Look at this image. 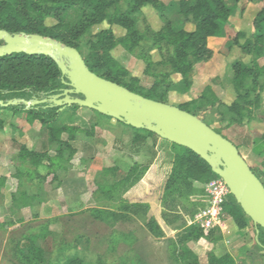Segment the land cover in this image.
I'll list each match as a JSON object with an SVG mask.
<instances>
[{"label":"rangeland","instance_id":"374dc122","mask_svg":"<svg viewBox=\"0 0 264 264\" xmlns=\"http://www.w3.org/2000/svg\"><path fill=\"white\" fill-rule=\"evenodd\" d=\"M115 1L104 0L106 12L124 14L129 26L128 30L111 26L114 47L110 57L125 71L123 80L134 78L145 90L156 80L165 82L157 90L165 91V104L169 106L179 108L194 102L191 110L196 117L230 141L264 184V78L258 72L264 66V55L255 58L252 53L241 51L246 41H253L252 20L262 4L224 0L232 8V15L221 35L208 41L211 59L193 65L190 86L180 93L174 84L181 76L173 73L168 64L172 46L149 34L162 30V16L151 7L130 13L133 1ZM157 1L166 7L164 18L176 23L181 20L177 15L178 0ZM40 23L44 29L73 40L83 57L97 34L108 27L106 23H92L76 37L75 31L83 28L80 5L67 7L59 16L43 17ZM184 28L191 30L192 26L185 24ZM234 38L238 45L233 44ZM236 62L249 66L254 74L244 83V90L249 92L246 103L237 99L239 92H234L232 85L231 65ZM167 82L173 87H167ZM0 119L6 124L0 135V178L7 179L0 186V264H27L25 257L31 246L41 250L44 264H67L71 260L76 264H183L174 251L179 250L185 232L197 227L196 216L210 207V195L205 188L210 180L187 186L176 176L166 184L172 168L167 154L177 151L169 143L159 142L153 148L148 139L140 152L134 154L129 142L126 146L121 143L129 138L130 129L79 106L59 109L54 123L55 127L76 124L82 127L69 141L70 150L50 142L38 123L30 130L24 123V114L0 110ZM62 138L66 140L67 135ZM21 148L49 156H55L61 149L65 166L55 178L50 175L41 184L37 180L28 181L16 172ZM134 164L148 170L140 171L139 179L113 187L116 179ZM58 187L60 190L51 195L52 205L43 206L50 189ZM22 192L36 197L21 199ZM24 203L29 205L23 206ZM223 220L231 222L225 213ZM254 231L249 240L256 251L264 254V230L258 228L257 234ZM220 237L214 243L205 238L189 240L185 246L199 253L192 251L199 264H207V256L212 253L210 244L220 242Z\"/></svg>","mask_w":264,"mask_h":264},{"label":"trees","instance_id":"16d2710c","mask_svg":"<svg viewBox=\"0 0 264 264\" xmlns=\"http://www.w3.org/2000/svg\"><path fill=\"white\" fill-rule=\"evenodd\" d=\"M118 1L116 0L115 3ZM131 1H133V6L129 10L130 13L141 12V9L151 7L162 16L164 22L162 30L157 33L149 32V34L172 46V54L168 58V64L173 73L181 76V80L174 84V87H177L178 92L184 93L190 86L189 74L193 65L205 63L211 59L212 50L208 47V39L221 35L223 26L228 23V19L232 15V8L227 7L224 0H178L176 3L177 15L181 20L176 23L164 18L166 7L157 0ZM233 2H244L248 5L262 4L261 9L252 20L253 41H246L241 46V51L244 54L252 53L255 58H259L264 55V0H233ZM78 5L82 9L83 28L75 31L76 37L82 34L92 23H106L108 26L97 34L96 40L90 46L86 56L83 57L80 54L86 67L95 75L116 83L130 92L165 104V91L160 92V90H157L159 85L165 82L160 81V83L156 80L151 88L145 90L137 85V80L134 78L128 81L123 80L122 76L125 71L110 57V51L114 47L111 26L118 25L128 30V20L125 19L124 14H119L117 11L108 14L106 12L107 4H104V0H0V30L6 31L10 35L48 36L62 44L73 47L79 52L73 40H67L62 34L44 29L40 23L43 17L51 14L59 16L64 13L67 7ZM179 24L181 26L178 27ZM185 24L191 25L192 29L186 30L184 28ZM236 38L233 39V44L238 45ZM231 70L233 72L232 85L235 88L234 92H239L237 99L246 103L249 99V92L244 90V83L247 79L254 76L253 70L241 62L232 64ZM258 72L264 78V66L258 68ZM62 80L66 81V78L62 77L55 62L43 55L30 56L20 53L0 57V101L4 103L14 100L32 101L52 97L64 88ZM166 86L173 87L169 82H167ZM193 103H184L179 106V109L196 116L191 110V104ZM69 108L76 109L78 106L73 105ZM235 109L238 108L235 107ZM0 110L11 112L13 115L24 114L25 121L28 123L37 121L41 128L47 132L50 142L58 144L59 147L66 146L69 150V141L73 140V135L82 131L74 126L55 127L54 123L59 115V108L49 104L34 105L28 109H25V106L21 104L7 107L0 106ZM95 113L98 114L97 112ZM102 117L110 119L105 116ZM116 122L128 127L123 123ZM4 125V121L0 119V133L4 132ZM130 129L134 134L130 139L129 148L134 154L140 152L148 139L151 140L153 148H156L159 142L169 143L146 130ZM62 134L67 135L66 140L61 139ZM169 144L177 151L171 150L167 154L171 159L172 168L166 184L176 176H180L181 181L187 186L218 178L211 171L208 164L192 151ZM61 151L59 149L58 154L49 156L45 152L39 153L21 148L17 155L18 166L16 167V172L28 181L37 180L39 184L44 182L50 175H54L55 178L56 173L65 166L63 165V151ZM69 158L70 156L65 159V162ZM146 169L148 170L145 166L134 164L125 175L116 179L113 187L139 179L141 176L139 172L142 170L145 172ZM252 172L255 174L253 170ZM255 176L259 179L258 175L255 174ZM4 181V178H0V186L3 185ZM21 196V199L24 200L36 197L35 195L30 197L25 192H22ZM22 205L27 206L29 204L24 203ZM97 213L103 214L101 211H97ZM223 213L230 218L238 233L245 231L250 225L251 220L243 213L230 194H228L223 204ZM148 231L155 236L151 227H148ZM215 234L219 236L215 237ZM220 236L222 235L218 229L203 232L197 227H192L185 232L184 239L179 243V250L174 251L175 255L178 258H182L183 264H199L197 256L185 246V243L189 240L197 241L201 238L208 239L214 243L216 240L221 239ZM258 243L262 246L259 238ZM25 262L27 264H44L41 250L33 246L29 247ZM67 264L76 263L71 260ZM207 264H235V261L228 254L216 257L213 253H210L207 256Z\"/></svg>","mask_w":264,"mask_h":264},{"label":"water","instance_id":"95a60500","mask_svg":"<svg viewBox=\"0 0 264 264\" xmlns=\"http://www.w3.org/2000/svg\"><path fill=\"white\" fill-rule=\"evenodd\" d=\"M0 57L12 54L43 55L58 66L62 85L68 88L42 100H14L0 106L49 104L62 109L73 105L87 108L136 130H146L200 157L221 178L229 194L251 220L256 234L264 230V186L237 148L198 117L130 92L92 73L74 48L40 35H10L0 30ZM257 240V239H256Z\"/></svg>","mask_w":264,"mask_h":264},{"label":"crops","instance_id":"0c3cea01","mask_svg":"<svg viewBox=\"0 0 264 264\" xmlns=\"http://www.w3.org/2000/svg\"><path fill=\"white\" fill-rule=\"evenodd\" d=\"M210 39H212V38H209L208 41ZM107 120H109V119H107ZM24 123L27 125V127L30 130H32L35 127V123H38V122L36 121L33 123H28L25 121ZM39 126H40V124H39ZM64 126H74V127H78L79 129L82 128L77 124L76 125H64ZM96 126H98V125H96ZM5 127H6V124L4 125V131H5ZM93 127H95L94 124H93ZM40 129L38 130V132L36 134L39 135L41 133ZM128 129H130V128H128ZM130 131L131 132H129L128 134L126 133L129 136V138L127 140H121V143L125 146L128 145V142H130V139L132 138V135H133L132 132L133 131L131 129H130ZM102 132L107 133V131H102ZM0 135L2 136L3 133H0ZM63 135L64 134L61 135V139L65 140L64 138H62ZM32 151H34V150H32ZM35 152H37V151H35ZM120 154H123V152ZM5 181H7V179H5ZM50 190H51V192H49L48 201L44 202L43 206L52 205V202L50 199H53V198L51 195L54 194L55 192H58L60 190V187L50 189ZM231 225H232V223L230 221H226V229L224 230V232L221 233L222 240L218 243L210 244L211 245L210 251H212V253L216 257H221L223 255L228 254L233 258V260L235 261L236 264H264L263 252L256 251L254 248L255 247L254 243H252V241L249 240V237L251 236L250 235L251 231L255 230L254 226L252 224H250L249 227L245 231L238 233V232H236V229L234 228V226H233V228H231ZM229 232H230V234H229ZM255 232L256 231H254V234H255ZM255 241H257V240L254 237V242ZM231 245H232V247H230ZM192 251L193 252L195 251L194 253H198L196 250H192ZM200 264H203V262H200Z\"/></svg>","mask_w":264,"mask_h":264},{"label":"built area","instance_id":"2783aa9c","mask_svg":"<svg viewBox=\"0 0 264 264\" xmlns=\"http://www.w3.org/2000/svg\"><path fill=\"white\" fill-rule=\"evenodd\" d=\"M205 188L210 195V207L196 216L197 227L204 232L218 229L222 233L226 229V222L223 220V204L229 190L219 177L211 179Z\"/></svg>","mask_w":264,"mask_h":264},{"label":"flooded vegetation","instance_id":"af4514ba","mask_svg":"<svg viewBox=\"0 0 264 264\" xmlns=\"http://www.w3.org/2000/svg\"><path fill=\"white\" fill-rule=\"evenodd\" d=\"M0 44H2V43H0ZM65 82L67 83V80H66ZM66 88H68V87L64 86L63 89H66ZM63 89H61V90H63ZM59 93H60V92H59ZM59 93H58V94H59Z\"/></svg>","mask_w":264,"mask_h":264}]
</instances>
